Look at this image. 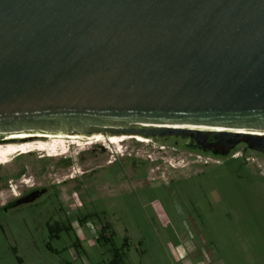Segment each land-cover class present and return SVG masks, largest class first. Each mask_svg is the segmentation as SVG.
<instances>
[{
  "label": "water",
  "instance_id": "obj_1",
  "mask_svg": "<svg viewBox=\"0 0 264 264\" xmlns=\"http://www.w3.org/2000/svg\"><path fill=\"white\" fill-rule=\"evenodd\" d=\"M19 132L264 157V0H0V140Z\"/></svg>",
  "mask_w": 264,
  "mask_h": 264
},
{
  "label": "rangeland",
  "instance_id": "obj_2",
  "mask_svg": "<svg viewBox=\"0 0 264 264\" xmlns=\"http://www.w3.org/2000/svg\"><path fill=\"white\" fill-rule=\"evenodd\" d=\"M55 136L63 140L52 148L0 164V202L9 194L6 177L16 175L20 165L47 167L50 174L40 173L47 177L41 180L65 179L59 191L77 203L73 180L112 161L117 171L97 194L118 197V210L90 215L82 226L75 221L83 215L67 214L75 229L59 233L57 240L48 239L41 213L0 214V264H264L261 154L238 145L220 159L173 138ZM52 152L58 155L49 156ZM12 187L16 194L19 187L15 182Z\"/></svg>",
  "mask_w": 264,
  "mask_h": 264
},
{
  "label": "flooded vegetation",
  "instance_id": "obj_3",
  "mask_svg": "<svg viewBox=\"0 0 264 264\" xmlns=\"http://www.w3.org/2000/svg\"><path fill=\"white\" fill-rule=\"evenodd\" d=\"M186 142L187 140L183 143L184 148H186ZM216 150L221 151L222 148L216 147ZM31 153L32 152H29V154ZM21 154L25 155L23 153ZM116 164L117 163L111 161L108 166L99 165L97 168L93 167L86 169L78 178L74 179L73 182H75V185L73 189L77 195V203H73L72 198H64L61 195L59 191L61 187L59 184L63 183L65 179L55 181L52 178L50 181L44 183L41 177H47L44 175L40 176V173H48L49 175L50 172L47 171V167L39 166L36 168L33 163L20 165L17 174L6 177L4 181L5 191L9 194H7L3 202H0V214L20 211L22 209L41 213L44 215L42 226H44V230L47 232L48 239L57 240L59 237L57 238V236L53 234V231H69L71 228L75 229V224L65 219L64 216L67 214L83 215L82 218L78 217L75 221L77 226H82L84 220L90 215L105 214L108 210L111 213H116L118 210L116 206L118 197L109 196L101 198L98 195L101 183L106 182L111 178L112 173L117 171ZM13 182H15V187H19L16 194L13 191ZM89 193L96 194L97 196L90 197ZM110 200H113L112 202L114 203ZM112 204L114 206H112ZM54 214H56V219L50 222V217L53 219ZM2 232H4L3 228ZM49 250L53 252V249ZM113 256H115V253Z\"/></svg>",
  "mask_w": 264,
  "mask_h": 264
},
{
  "label": "bare ground",
  "instance_id": "obj_4",
  "mask_svg": "<svg viewBox=\"0 0 264 264\" xmlns=\"http://www.w3.org/2000/svg\"><path fill=\"white\" fill-rule=\"evenodd\" d=\"M5 135H6L5 138H1V140H0V164H3V163L10 161L17 154L32 151L33 149L52 148L53 146H55L58 143L57 142L58 139H60L61 141L63 140L62 137L56 138L55 135H62V136L76 135V136H81L82 138L88 137V139L89 138H93V139L103 138V135L101 133H95L91 136H85V135H81V134H64L61 132H59L57 134L39 133V132H35V133L19 132V133H8ZM25 137H38V139L30 138V139H24V140H19V141H7L8 139H12V138H19L20 139V138H25ZM40 137H46V138L42 139ZM134 137L137 138L138 140L143 141V142L148 141V139L146 137H143L141 135H129V134L108 135L107 137H105V139H108L110 141H114L117 139H126V138H134ZM50 155L56 156V155H58V152H52V153H50Z\"/></svg>",
  "mask_w": 264,
  "mask_h": 264
},
{
  "label": "trees",
  "instance_id": "obj_5",
  "mask_svg": "<svg viewBox=\"0 0 264 264\" xmlns=\"http://www.w3.org/2000/svg\"><path fill=\"white\" fill-rule=\"evenodd\" d=\"M58 232V233H57ZM62 232H65V231H53V234H55V236H57V238L59 237V233H62ZM115 263V260H113V262H111L110 264H114Z\"/></svg>",
  "mask_w": 264,
  "mask_h": 264
}]
</instances>
